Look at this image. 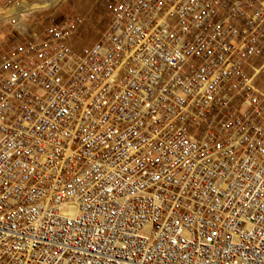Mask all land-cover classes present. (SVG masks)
<instances>
[{"label": "built area", "instance_id": "obj_1", "mask_svg": "<svg viewBox=\"0 0 264 264\" xmlns=\"http://www.w3.org/2000/svg\"><path fill=\"white\" fill-rule=\"evenodd\" d=\"M0 0V264H264V0Z\"/></svg>", "mask_w": 264, "mask_h": 264}, {"label": "rangeland", "instance_id": "obj_2", "mask_svg": "<svg viewBox=\"0 0 264 264\" xmlns=\"http://www.w3.org/2000/svg\"><path fill=\"white\" fill-rule=\"evenodd\" d=\"M8 11L21 6L42 4L49 0H20ZM7 11V12H8ZM29 21L34 27L40 28L46 23L63 22L68 18H79L81 23L77 31L72 35L70 44L77 50H83L96 41L107 24V5L105 0H60L53 6L40 8L30 13ZM9 25L1 29L0 34L4 38L9 36ZM257 82L264 90V69L258 74Z\"/></svg>", "mask_w": 264, "mask_h": 264}, {"label": "bare ground", "instance_id": "obj_3", "mask_svg": "<svg viewBox=\"0 0 264 264\" xmlns=\"http://www.w3.org/2000/svg\"><path fill=\"white\" fill-rule=\"evenodd\" d=\"M58 1L60 0H49L47 2H44V3H40V4H33L32 6H21V7H18L16 9H13L11 11H8L7 13L9 14H13V13H22V12H25V13H30L34 10H37V9H40V8H47L49 6H53L55 5L56 3H58Z\"/></svg>", "mask_w": 264, "mask_h": 264}]
</instances>
